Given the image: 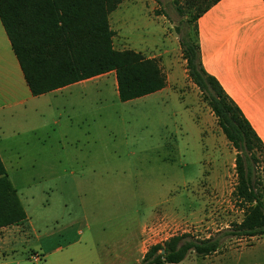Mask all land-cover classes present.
Returning a JSON list of instances; mask_svg holds the SVG:
<instances>
[{"label":"rangeland","instance_id":"rangeland-1","mask_svg":"<svg viewBox=\"0 0 264 264\" xmlns=\"http://www.w3.org/2000/svg\"><path fill=\"white\" fill-rule=\"evenodd\" d=\"M185 1L121 0L109 13L114 47L155 57L169 75L164 89L121 100L111 70L36 97L32 118L8 114L4 161L27 219L7 237L0 264H88L90 251L138 240L147 249L180 232L203 238L242 219L237 151L183 61ZM20 122L36 133L14 134ZM263 166L260 153L254 177L264 194ZM255 237L225 238L220 248L264 251V236Z\"/></svg>","mask_w":264,"mask_h":264},{"label":"trees","instance_id":"trees-1","mask_svg":"<svg viewBox=\"0 0 264 264\" xmlns=\"http://www.w3.org/2000/svg\"><path fill=\"white\" fill-rule=\"evenodd\" d=\"M217 0H186L177 26L187 75L208 102L226 138L236 149L234 195L243 217L222 232L194 238L175 233L151 244L142 261L130 264L179 262L190 252L205 255L223 239L264 233V194L255 185L254 163L264 142L236 101L203 65L198 17ZM264 1V0H263ZM121 0H0V19L31 92L38 95L86 78L115 71L121 100L133 99L166 85V73L155 57L113 45L109 13ZM264 169V166H263ZM27 218L26 210L0 157V226ZM162 249L164 251H162Z\"/></svg>","mask_w":264,"mask_h":264},{"label":"crops","instance_id":"crops-1","mask_svg":"<svg viewBox=\"0 0 264 264\" xmlns=\"http://www.w3.org/2000/svg\"><path fill=\"white\" fill-rule=\"evenodd\" d=\"M198 32L204 67L236 101L264 142V1L217 0L198 17ZM169 81V75H166V85L159 90L164 89ZM44 93L34 95L31 92L0 19V157L4 165V158H8L5 142L8 114L20 119L36 116L38 108L33 100ZM37 129L33 122H20L13 133L17 135L27 130L35 134ZM19 225L0 226V252L5 248L7 237L21 231ZM254 236V240H261L264 235L237 239ZM77 241L79 239L70 242L73 244ZM139 244L138 240L133 248L126 246L121 250L109 251L106 255L90 251V259L86 261L88 264H116L124 260L122 264H130L127 259L136 257L133 260L138 261L137 256L143 257L147 250L140 249ZM252 244L233 245L228 249L219 247L205 255L192 251L179 262L163 264L183 263L186 258L192 259V264H264V251L253 254L252 249H248Z\"/></svg>","mask_w":264,"mask_h":264},{"label":"water","instance_id":"water-1","mask_svg":"<svg viewBox=\"0 0 264 264\" xmlns=\"http://www.w3.org/2000/svg\"><path fill=\"white\" fill-rule=\"evenodd\" d=\"M162 251H164V250L162 249Z\"/></svg>","mask_w":264,"mask_h":264}]
</instances>
